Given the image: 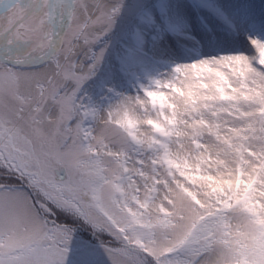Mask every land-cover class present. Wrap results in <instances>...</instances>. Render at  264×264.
Returning <instances> with one entry per match:
<instances>
[{
    "label": "snow or ice",
    "instance_id": "1",
    "mask_svg": "<svg viewBox=\"0 0 264 264\" xmlns=\"http://www.w3.org/2000/svg\"><path fill=\"white\" fill-rule=\"evenodd\" d=\"M0 264H264V0H0Z\"/></svg>",
    "mask_w": 264,
    "mask_h": 264
}]
</instances>
